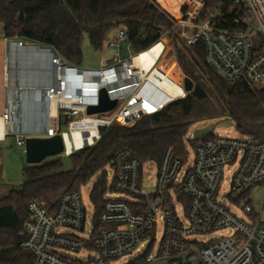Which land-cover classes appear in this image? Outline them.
<instances>
[{"label":"built area","instance_id":"obj_1","mask_svg":"<svg viewBox=\"0 0 264 264\" xmlns=\"http://www.w3.org/2000/svg\"><path fill=\"white\" fill-rule=\"evenodd\" d=\"M203 9V1L194 0V8L183 12L182 18L172 17L173 29L180 40L189 47L202 43L208 64L228 84L245 80L264 89V0H233L227 17L221 6L201 16ZM106 42L110 47L120 48L122 42L130 46L122 28L116 29L113 39ZM31 45L36 44L27 45L17 39L8 42L5 66L8 101L0 115L5 129L0 142L15 134L17 145L25 146L29 136L61 134L64 142L61 156L67 158L96 144L102 128L114 122L132 126L189 94L183 80L174 82L170 75L166 79L159 70L172 46L170 31L145 51L124 59L116 54L103 60L97 70L80 69L55 52L52 57L42 55L45 59H41V54L40 58L34 54L21 55V47ZM156 47L160 50L146 68L141 56ZM17 56L19 64L14 68ZM38 60L41 63L36 66ZM30 65L31 70L27 69ZM55 66L61 68V96L57 114L52 116L55 98L51 92L57 90L60 79ZM176 84L181 91L171 95L167 88L177 87ZM13 88L28 93L20 95ZM102 89L111 100L117 101V106L88 115L90 106L99 105ZM27 110L45 117L46 122H36L34 128L25 130L23 115ZM79 114L82 116L78 119ZM62 116L68 126L64 132ZM91 122L95 127L88 125ZM183 164L168 148L159 165L154 192L145 193L143 165L131 150H119L108 165L113 178L107 186L102 211L93 220L89 233L80 189L62 194L54 208L39 201L29 203L28 218L21 232L22 249L33 254L34 264H117L121 256L134 251L140 253L128 264L140 258L142 264H264L261 216L246 205L243 207L246 218H240L219 197L226 171L230 174L227 195L236 203L240 202V191L264 182V139L206 138L194 148L193 165L182 172ZM107 192L123 194L128 199L107 198ZM159 222L161 239L155 248ZM64 228L75 233L61 232ZM221 230H232L233 234L204 240ZM60 251L94 254L73 259Z\"/></svg>","mask_w":264,"mask_h":264},{"label":"trees","instance_id":"obj_2","mask_svg":"<svg viewBox=\"0 0 264 264\" xmlns=\"http://www.w3.org/2000/svg\"><path fill=\"white\" fill-rule=\"evenodd\" d=\"M174 1V0H173ZM204 16L223 8L225 17L233 0H202ZM173 11L172 0H164ZM184 6L183 11H187ZM0 24L6 39H17L51 48L71 65L82 62V42L89 35L94 50H101L111 31L122 28L135 52L153 46L166 31L184 74L195 83L186 98L132 126L118 122L101 129L100 140L69 156L67 169L61 156L25 168V182L0 197V264H34L31 252L22 249L21 232L28 205L39 201L54 208L62 194L78 191L97 176L90 197L96 215L102 211L108 186L107 167L114 155L129 149L141 162L160 165L168 148L175 158L187 160L186 137L200 120L231 119L242 136L264 139V89L247 81L230 85L209 64L202 43L186 46L173 29V19L157 0H0ZM142 37L144 39H142ZM212 133L199 140L196 148ZM137 259L131 264H142Z\"/></svg>","mask_w":264,"mask_h":264},{"label":"rangeland","instance_id":"obj_3","mask_svg":"<svg viewBox=\"0 0 264 264\" xmlns=\"http://www.w3.org/2000/svg\"><path fill=\"white\" fill-rule=\"evenodd\" d=\"M157 2L160 4V7L163 10H165L168 14H170L173 18L176 19L182 18V13L184 12L183 11L184 6H187L188 8L187 10L190 11L194 8V0H174V1L172 0L171 6L173 7V11L171 10V8H169V6L168 7L166 6L164 0H157ZM3 38H4L3 25L0 24V47ZM24 43L27 45L30 44L26 41ZM40 47L45 48L42 46ZM134 53L135 51L132 48V46H129L126 42H122L120 44V48L110 47L108 45V42H105L103 48L101 50L96 51L93 49L90 43L89 35L85 34L82 42V62L78 67L80 69H86V70H97L102 67V62L105 59H108L116 54H119V57L121 59H124ZM7 55H8V51H7ZM17 59H19L18 56L15 59V63H13L14 68L18 67L19 64L17 62ZM40 63L41 61L38 60L36 62V66ZM162 65H164V67ZM162 65H161L162 69H165L166 73L170 75V77L174 80V82L180 83L182 82L183 78L186 76L184 74L181 65L179 64L176 55V50L173 45L171 46L164 61H162ZM30 68L31 65L27 69ZM5 81H7V78L5 79ZM3 84H4L3 75L0 72V90ZM176 85L177 87L169 88L168 93H170L171 95H176V93L180 92L181 88L178 86V84ZM81 116L82 114H79L77 118L79 119ZM23 120L25 121L23 126L25 130L31 129L32 127L34 128L36 126V122L37 123L46 122L45 117L43 118L39 114H34L30 111L28 112V110L26 114L23 115ZM61 121H62L61 131L62 132L67 131L68 126H67L66 118L62 116ZM219 121H220L219 119H214V120L204 119L197 121L192 125L186 137V150L188 152V156H187V160L184 161L182 172L187 171L193 165L194 162V147L190 143V140L193 139V134L195 130L204 128L209 124L213 123L215 125L212 131L213 136L231 137V138H237L242 136L240 132L237 130L235 122H233L229 127H219L218 126ZM15 139H16V135L12 134L7 137L6 141L0 142V192L2 196L7 195L12 189L19 188L25 182L26 180L25 168L30 165L26 161L25 146L17 145ZM52 158H48L46 160ZM61 159L63 160L64 165L67 169L72 168V162L69 157L63 158L61 156ZM142 170H143V180H144L142 189L145 193H152L154 192L157 184L159 166L156 165L155 163H146L143 165ZM106 171L109 174L108 175V186H109L113 178V171L110 167H107ZM96 178L97 176L93 177L85 186L81 188L84 205L86 206V210H87V220L89 222V224L87 225V233H89L88 231L92 229V222L95 219L97 213L95 205L93 204L90 197ZM224 181L225 183H223L219 191V197L222 200L223 204L228 206V208L240 218H246V215L243 211V207L249 205L251 208H253L256 214L261 216V219L263 221L262 226L264 227V182L254 185L250 188H247L246 190L240 191L239 192V195L241 196L240 202L236 203L232 201L231 197L227 195L230 192V174L227 171L225 172L224 175ZM107 193H108L106 196L107 198L128 199V196L123 194H119L115 192H107ZM179 214L182 218H184L183 215L184 213L182 209H180ZM161 227H162L161 222H159V231L156 236V243L154 244L155 248L157 247L161 239ZM60 231L64 233H75L73 230L66 228L61 229ZM232 234H233L232 230L230 231L221 230L205 236L204 240L220 239L222 237L231 236ZM60 252H62V254H66L67 256L73 259L86 258L89 254L91 255L94 254V252H89V251H84L81 254L70 253V252L65 253L64 251H60ZM139 253L140 252L138 251H134L125 254L117 260V264H128L133 259H135L139 255Z\"/></svg>","mask_w":264,"mask_h":264},{"label":"water","instance_id":"obj_4","mask_svg":"<svg viewBox=\"0 0 264 264\" xmlns=\"http://www.w3.org/2000/svg\"><path fill=\"white\" fill-rule=\"evenodd\" d=\"M115 31H111L107 36V40H112ZM33 48L39 52H46L47 55L52 57L54 52L51 48H41L39 45L27 46ZM46 55V56H47ZM185 90L187 92H192L195 87L194 81L189 77L185 76L183 78ZM117 106L116 100H111L105 89H102L100 92V103L96 106H90L87 110L88 115H94L99 113H104L109 110H112ZM234 121L231 119H223L218 122L219 127H229ZM215 125L213 123L208 126L195 130L193 134L194 140H199L203 136L212 133ZM64 150V142L61 134H56L53 137H33L29 136L25 139V155L26 161L30 165L40 164L48 158L60 156Z\"/></svg>","mask_w":264,"mask_h":264},{"label":"bare ground","instance_id":"obj_5","mask_svg":"<svg viewBox=\"0 0 264 264\" xmlns=\"http://www.w3.org/2000/svg\"><path fill=\"white\" fill-rule=\"evenodd\" d=\"M159 50H160V47H156V48H154L151 52H146L145 54H143L142 56H141V59L140 60H142L143 62H144V65H145V67L146 68H149L151 65H152V63H153V61H154V55H156L158 52H159ZM21 55L23 54V55H29V54H31V55H35L36 57H38V58H40V54H41V56L43 55H47V53L46 52H39V51H36L35 49H33V48H29V47H26V49L24 48V47H21ZM41 57V59L43 58V59H45L44 57ZM47 56H49V55H47ZM164 67V66H163ZM55 69H56V72L58 73V76L60 77V79H58V85H57V90H54L53 92H51L52 93V95H53V97L55 98V100H53L52 101V106H51V115L52 116H55L56 114H57V104H58V102H59V97L61 96V68L59 67V66H55L54 67ZM159 70H161L163 73H164V75H165V78L167 79L168 78V74L166 73V71H165V69H162V67H161V65H160V68H159ZM167 70V69H166ZM174 89V88H173ZM175 90V89H174ZM12 91H14V93H18V94H22L23 95V93L25 92H27V90H21V89H19V88H13V90ZM167 91H169V88H167ZM174 92V91H173ZM28 93V92H27ZM60 100H61V98H60ZM3 120L2 119H0V136H2L3 135V133H4V126L2 125V122ZM83 123V122H82ZM82 123H79L80 124V126L82 125ZM88 125H90V126H92V127H95V124L94 123H89ZM17 127V126H16ZM68 137L70 138L71 137V135H68ZM69 145H70V140H69Z\"/></svg>","mask_w":264,"mask_h":264},{"label":"crops","instance_id":"obj_6","mask_svg":"<svg viewBox=\"0 0 264 264\" xmlns=\"http://www.w3.org/2000/svg\"><path fill=\"white\" fill-rule=\"evenodd\" d=\"M170 6V5H169ZM168 7V6H167ZM8 42L9 39L3 38V41L1 42L0 47V72L3 75L4 84L2 85V88L0 90V115L2 113L3 107L7 104L8 101V92L6 89V74H5V66H6V59H7V51H8ZM0 192V197H1Z\"/></svg>","mask_w":264,"mask_h":264}]
</instances>
